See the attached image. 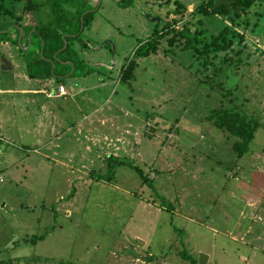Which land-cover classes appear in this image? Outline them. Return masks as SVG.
<instances>
[{"label": "rangeland", "instance_id": "1", "mask_svg": "<svg viewBox=\"0 0 264 264\" xmlns=\"http://www.w3.org/2000/svg\"><path fill=\"white\" fill-rule=\"evenodd\" d=\"M98 1L100 9H95L91 26L83 32L89 46H74L83 62L76 64L75 69L70 65L69 71L65 66V75L56 78V82L51 76L52 86L57 88L59 80L76 96L68 95L63 100L42 94L32 96L33 101L41 100L45 109H51L47 120H57L60 124L56 128L64 130L45 147L63 163L35 153L33 149L41 146L33 145L32 137L23 130L24 123L30 126L40 115L39 102H30L29 95H11L6 91L8 87H42L43 79L25 81L21 73L29 76L34 71L23 67L15 72L0 69V260L11 259L15 264H142L140 260L154 254L148 264H192L187 257L199 263V254L204 253L209 256L207 264H264L259 256L262 253L249 242L256 235L257 226L264 229V210L248 204L250 199L255 201L254 192L264 191V36L246 32V46L241 49L245 62L240 67L235 91L244 101L240 100L246 111L257 117L259 127L249 143L250 152L236 159L231 150L232 138L205 118L214 106L215 92L196 81L193 73H187L184 64L192 61L189 53L175 49L166 56L159 51L139 57L134 78L129 83L119 80L121 65L154 27V18L150 17H157V23L161 19L163 25L174 16L167 18L166 11L178 1L187 11L177 24L180 29L183 22L194 20L189 13L203 0ZM128 1L131 5L124 8ZM43 10L41 20L51 22L50 4L44 3ZM198 17L209 33L224 24L217 15ZM256 28L264 34V14ZM5 39L11 40L6 36L0 41V54L8 61L14 47L10 42V46L4 45ZM31 39L36 40L35 34ZM34 46L29 45V50ZM59 56L64 58L63 53ZM68 61L71 60L64 63ZM51 67L50 72H60L58 62L55 68L54 64ZM95 106H102L109 113L106 124H97L93 132L107 135V141L99 145L109 143L106 150L110 151L112 144L135 138L136 145L128 146L132 152L119 151L118 156L139 167L145 175L148 173L152 188L141 184L136 171L124 163L116 166L110 180L103 182L110 188L96 191L93 178L109 176L111 170L102 166L105 153H86L85 161L92 158L86 162L79 160V151H70L71 159L63 157L66 149L82 150L73 147L77 134L72 126L79 117L77 109L88 112ZM115 120L120 129L113 125ZM86 122L83 119L81 127L86 128ZM174 126L177 128L169 136L168 129ZM46 129L43 133L48 134ZM239 171V177H235ZM116 186L131 195L126 194L123 200L121 191L112 189ZM134 196L174 208L185 217L184 224L179 226V217L174 215L172 222L152 230L150 225L154 222L145 223L138 216L141 205L132 210L133 200L138 201L132 199ZM120 202L126 204L120 206ZM152 217L150 214L146 221ZM137 222L145 224L140 229L141 234L147 235L140 242L130 238L136 232ZM240 229L245 231L243 240ZM31 235L43 237L34 243L22 240ZM183 251L186 263L178 258ZM158 252L161 253L157 255Z\"/></svg>", "mask_w": 264, "mask_h": 264}, {"label": "trees", "instance_id": "2", "mask_svg": "<svg viewBox=\"0 0 264 264\" xmlns=\"http://www.w3.org/2000/svg\"><path fill=\"white\" fill-rule=\"evenodd\" d=\"M44 3L50 4L51 13L48 16L51 17V22L46 21V23L41 20L42 13L39 9L43 7ZM100 5L101 2H97V0H0V41L9 36L11 40L8 41L12 45L18 43L20 27L21 29L26 27L27 34L30 30L32 31L29 40L27 34L24 33L25 43L27 44L29 41L35 46L31 50L29 48L26 51L18 50L23 57H30L29 55L33 52L31 54V56L34 54L33 61L31 63L27 61L26 67L28 70L34 71V73H30L31 76L42 78L55 76V70L50 72V67L51 64H54L55 68L56 62L63 64V67L66 66L68 71L71 66H74L75 69L76 64H81L83 61L76 54L74 46L78 43H81L80 47L82 48L89 46L88 40L83 38V32L91 26L95 9H100ZM130 5L129 1L123 4L124 8ZM185 12L187 11L184 5L175 1L174 8L166 11L167 18L170 14L174 16L163 25L160 23L161 19H158L157 23V17H150L151 20L154 18V27L149 34L137 42L132 55L121 65L119 80L129 83L134 78L139 57L159 51H162L166 56L167 53L174 52L175 49L181 50V53H189L192 61L189 60L188 64H184L188 70L187 73H193L196 81L206 84L211 91L215 92L214 106L212 105L210 108L208 116H205L209 120L207 122L232 138L231 150L236 159L246 157V154L250 152L249 143L259 127V121L255 115L248 113L242 106L244 101L236 94L235 88L238 85L237 82L240 81V67L245 62L241 57L243 52L241 49L246 46V32H252L258 37L264 36L260 29L256 28L264 14V0H203L189 13L191 17H194V20L183 22L182 27L177 29V24L184 18ZM202 15H217L224 24L216 32L209 33L198 17ZM149 16H151L150 13L147 14L148 18ZM190 24H193L194 27L191 28ZM9 25L14 30L12 33L11 29L4 30ZM32 34L36 36L35 41L31 39ZM12 36L14 38H11ZM60 53H63L64 58L59 56ZM68 58L71 61L65 64L64 61ZM64 74L65 72L56 78L61 79ZM58 82L60 81L58 80ZM176 128L175 126L174 128L170 127L168 135L174 134L173 131ZM124 163L129 164L128 166L136 171L141 179V184H147L152 188L148 173L145 175L139 167L113 155L105 157L104 165H102L106 166V170L111 169L108 172L109 176L101 175L93 179L110 180L115 174L116 166ZM236 168L240 170L239 166ZM93 172H90L91 176H93ZM239 173L240 171L237 175L235 173V177H239ZM256 194L261 196L263 194L262 197H264V191ZM261 204L263 203L261 202ZM32 236H30L31 238L24 237L22 240L34 243L43 237V235L36 238ZM153 256H146V260L149 261ZM0 264L15 263L11 259H1ZM50 264L64 263L52 262Z\"/></svg>", "mask_w": 264, "mask_h": 264}, {"label": "crops", "instance_id": "3", "mask_svg": "<svg viewBox=\"0 0 264 264\" xmlns=\"http://www.w3.org/2000/svg\"><path fill=\"white\" fill-rule=\"evenodd\" d=\"M39 11L43 12L44 13V10H43V7H41L39 9ZM36 12V11H35ZM34 12V13H35ZM37 13V12H36ZM29 16V14H27ZM12 26H10L8 29H11ZM27 31V28L24 27L23 29H21L20 27V32H19V35H18V43L14 44L12 47L13 48V51L11 52L12 54H10L11 56H9V59L8 61H6L5 59V56L1 53L0 54V69H7V70H13L14 72L17 70V68L19 67H23L26 69L27 67V61L28 62H32L33 61V57H34V54L30 57H23L22 56V53L19 52L18 49H22L24 51H26L29 47V45L31 44L29 41L28 43L26 44L25 42L24 43H20V40H21V37L22 38H26L24 33H26ZM27 34V33H26ZM31 34H27V37H28V40H29V36ZM11 38H14V36H12ZM9 41H3V44L4 45H7V46H10V44L8 43ZM20 44V45H18ZM26 46L25 48H22ZM12 55H13V58H12ZM59 63V62H58ZM53 66V64H51ZM60 65V72L58 74H55V79L54 81L56 82V77L57 76H60L61 73L63 74L64 72V65L63 64H59ZM81 65V64H79ZM24 78L25 81L27 82H31L32 79L34 78V80H39V78H42L40 76H31L30 73L28 74L29 76H27L24 72L21 73ZM65 75V74H64ZM63 75V76H64ZM43 79V86L42 87H38V88H14V87H8L6 89L7 93L11 94V95H16V94H20V95H29L28 96V100L32 103H36V102H39L38 104V107H39V110H40V115L37 114L36 118H35V121L30 125V126H27L25 125L24 123V131L26 133H28L30 135V137H32L33 141H32V144L33 145H39L41 146V148H37L35 147L33 149V151L35 153H39L41 156L49 159V160H53V161H57L59 162L60 164L63 163L64 161L62 159L59 158V156L55 157L54 153L55 152H50L48 149L46 150L45 147L50 144L52 141H53V138L58 136L59 134L62 135L61 132H63L64 130H58L56 128V126L58 124H60L57 120H54L53 122H50V120H47L49 118V115L52 111L51 109L49 110L48 107H46L45 109V106L46 105H42L40 103L41 100L39 101H33V98L32 97L33 95L35 94H42L44 95L46 98H59L61 97V99L63 100V98H67L68 95H71V96H76L75 94H77L76 92L74 93H70L71 91H73L72 89L71 90H68L66 89L63 84H61L60 82H57L58 85H62L64 87V89L66 90V93H59L58 91V87L56 88V86H52L51 83L53 82V79L50 77H44L42 78ZM58 81V80H57ZM50 85V86H49ZM50 87V89L48 90V88ZM28 104V102H27ZM54 104V103H53ZM97 104H103L102 102H99ZM16 105V104H15ZM14 105V106H15ZM56 105V104H55ZM58 106V105H57ZM61 106L62 103H61ZM59 106V107H61ZM78 111V114H79V117L76 119L73 120V128L75 129V132L77 134V139L75 138V145L73 147H82V150H69L66 149L63 151V157L65 158H68V159H71V155H70V151H79V160L81 159L82 162H86V161H92V158L88 159V160H84V157L86 156V153H89V152H99V153H102L104 152L105 155L104 156H110V155H113V156H118V153L119 151H122V152H126V153H130L132 152V147L134 145H136V139L134 138L132 141L130 142H123L121 141V143H118V144H112L113 146V149L108 151L106 150V148H108L110 146L109 143L105 144V145H99V143L102 141H107V135L106 134H98L97 132L93 133L95 131L96 126L97 124H100V125H105L106 124V121H107V117H108V114L107 112H104L103 110V107L102 106H95L93 108L90 109V111L88 112H85L84 109H80L79 110L77 109ZM113 115V113H111ZM23 116H26L25 112L23 113ZM91 118H94V120H91ZM115 119H118V117H114ZM83 119H87L88 122H86V125L87 127L86 128H83L81 127L82 123L81 121ZM148 119V118H147ZM144 120H141V123H143ZM97 122V123H96ZM114 123V122H113ZM116 124V125H115ZM49 125V127H48ZM116 129H120L119 128V124L117 122V120H115V123L113 124ZM48 127V128H47ZM68 127H71V126H68ZM67 127V128H68ZM71 127V128H72ZM118 127V128H117ZM129 127V126H128ZM47 128V129H46ZM66 128V130H67ZM44 129H46V131L48 130L49 133H43ZM79 133V135H78ZM134 133L136 134V131L134 130ZM45 134L48 135L46 136V141H43L42 139H44L45 137ZM77 141H80L81 144H79ZM108 141H111L110 139H108ZM116 141L119 142V137L116 138ZM39 142L41 144H39ZM108 145V146H107ZM107 146V147H106ZM126 146V147H125ZM128 146H132V147H128ZM2 147H4L2 145ZM42 147L44 149H42ZM121 147V148H120ZM124 147V148H123ZM109 149V148H108ZM105 150V151H104ZM95 152V153H96ZM76 159V158H74ZM105 159V157H104ZM79 160H76V161H79ZM152 177V175H151ZM103 182H106V180H96L94 179L93 183V187L96 191H102L104 192L106 189L110 188V187H106L105 184ZM262 187V186H261ZM114 190H119L121 191L120 194H123L124 196L121 197L123 200L124 198H126V194H130L129 192H127L126 190H122L120 188H118L116 186V188H112ZM262 189H264V187H262ZM255 193V201H253L252 199L249 200L248 204L249 206H251V204H253V207L254 206H258V209H262L264 210V205L261 204V202L263 203V194L262 196L260 194H256ZM132 199H138V201H134L132 202V210L134 211L135 210V205H141V211L138 212V216L146 223V222H154L150 225V228L152 230H155V228L157 227H162V225H167L168 223L172 222L173 220V216L174 215H178L179 217V222H178V225H182L184 224L182 219H184L185 217L182 216L179 213L176 212V210L174 208H168L166 206H163L161 203H157L154 199H151V198H143L142 196L136 198V196H134V198L132 197ZM257 199V201H256ZM120 206L122 204H126V202H120L119 203ZM134 208V209H133ZM254 210H256L254 208ZM242 212V210L240 211ZM133 213V212H132ZM152 214L154 217L151 218V220L149 221H146L148 219V216ZM132 215V214H131ZM133 216V215H132ZM131 216V217H132ZM147 218V219H146ZM187 219V217H186ZM157 220V221H156ZM140 226H144L145 227V224L141 223V222H137V224L135 225L136 227V232L130 236V238H132V240L134 241H137V242H140V241H143L142 239L146 238V234H141L142 232V229H140ZM122 227H123V230L126 231L127 229V226H126V223L123 222L122 224ZM133 226L131 227V230L133 231ZM239 231V234H240V239H244L243 235L245 233V231H249L248 227H246L245 231L243 229H240L238 230ZM244 231V232H243ZM256 235H254L253 238L250 239V243L252 244L253 248L257 251H259L260 253H262V255H259L261 256V258L263 259L264 261V229H259V227L257 226L256 228V232L254 233ZM151 239V238H149ZM160 240V239H159ZM155 241H156V238H155ZM161 253V252H160ZM158 252V254H160ZM204 254V253H203ZM153 256L154 254H148L147 256ZM207 255V254H206ZM256 255H258L256 253ZM180 257H177L182 261L181 263H186V253L183 251L181 253V255H179ZM196 256H198V254L196 253ZM190 262H192V264H206L208 262V259H209V256L207 255V260L205 263H197L196 261H194L193 257H187ZM137 260V258H136ZM140 262L142 264H148V261H146V258L145 260L141 261Z\"/></svg>", "mask_w": 264, "mask_h": 264}, {"label": "water", "instance_id": "4", "mask_svg": "<svg viewBox=\"0 0 264 264\" xmlns=\"http://www.w3.org/2000/svg\"><path fill=\"white\" fill-rule=\"evenodd\" d=\"M198 258H199L198 259L199 262L205 263L206 260H207V255L206 254H203V253H200Z\"/></svg>", "mask_w": 264, "mask_h": 264}, {"label": "built area", "instance_id": "5", "mask_svg": "<svg viewBox=\"0 0 264 264\" xmlns=\"http://www.w3.org/2000/svg\"><path fill=\"white\" fill-rule=\"evenodd\" d=\"M58 90H59L60 93H65V89H64V87L62 85H60L58 87Z\"/></svg>", "mask_w": 264, "mask_h": 264}, {"label": "clouds", "instance_id": "6", "mask_svg": "<svg viewBox=\"0 0 264 264\" xmlns=\"http://www.w3.org/2000/svg\"><path fill=\"white\" fill-rule=\"evenodd\" d=\"M59 86H60V85H59ZM59 86H58V87H59ZM58 91H59V90H58ZM59 93H60V92H59ZM65 93H66V90H65ZM61 94H63V93H61Z\"/></svg>", "mask_w": 264, "mask_h": 264}]
</instances>
